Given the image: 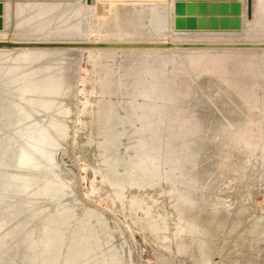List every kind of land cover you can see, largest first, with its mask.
Here are the masks:
<instances>
[{
	"label": "rangeland",
	"instance_id": "374dc122",
	"mask_svg": "<svg viewBox=\"0 0 264 264\" xmlns=\"http://www.w3.org/2000/svg\"><path fill=\"white\" fill-rule=\"evenodd\" d=\"M0 264H264V0H0Z\"/></svg>",
	"mask_w": 264,
	"mask_h": 264
},
{
	"label": "bare ground",
	"instance_id": "6f19581e",
	"mask_svg": "<svg viewBox=\"0 0 264 264\" xmlns=\"http://www.w3.org/2000/svg\"><path fill=\"white\" fill-rule=\"evenodd\" d=\"M41 44V43H40ZM47 44V43H46ZM107 45V44H106ZM28 46V45H27ZM49 46V45H48ZM74 46H76V45H74ZM74 46H69V47H74ZM82 46V45H81ZM97 46V45H96ZM108 46V45H107ZM42 47H43V45H42ZM49 47H53V48H55V47H66V46H62V45H55L54 44V46H49ZM49 47H46V48H41V49H48ZM88 48V47H87ZM94 48V47H93ZM99 48V47H98ZM123 48H125V47H123ZM110 49V48H109ZM133 49V48H132Z\"/></svg>",
	"mask_w": 264,
	"mask_h": 264
},
{
	"label": "water",
	"instance_id": "95a60500",
	"mask_svg": "<svg viewBox=\"0 0 264 264\" xmlns=\"http://www.w3.org/2000/svg\"><path fill=\"white\" fill-rule=\"evenodd\" d=\"M39 46H41V45H39Z\"/></svg>",
	"mask_w": 264,
	"mask_h": 264
}]
</instances>
